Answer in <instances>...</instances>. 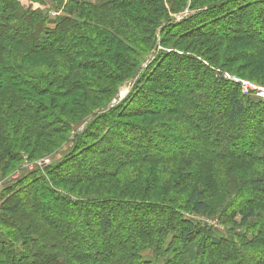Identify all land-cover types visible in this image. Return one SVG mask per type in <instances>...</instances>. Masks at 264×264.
Wrapping results in <instances>:
<instances>
[{"label": "trees", "instance_id": "16d2710c", "mask_svg": "<svg viewBox=\"0 0 264 264\" xmlns=\"http://www.w3.org/2000/svg\"><path fill=\"white\" fill-rule=\"evenodd\" d=\"M226 70L264 85V0H0V264H264V100Z\"/></svg>", "mask_w": 264, "mask_h": 264}, {"label": "rangeland", "instance_id": "374dc122", "mask_svg": "<svg viewBox=\"0 0 264 264\" xmlns=\"http://www.w3.org/2000/svg\"><path fill=\"white\" fill-rule=\"evenodd\" d=\"M90 1H95V0H90ZM48 11V13L50 14V16L52 15V12H57V15L58 14H60V10H57V9H54V8H50V9H47ZM188 13H189V11H188ZM187 13V14H188ZM186 14V15H187ZM56 15V16H57ZM186 15H184V16H186ZM178 16H180L179 14L178 15H176V17H177V19L178 20H181V17L180 18H178ZM208 55V54H207ZM176 61H178V62H176ZM176 62V63H175ZM186 63H187V60L186 59H184V60H176V59H174V58H172V60H171V62L169 63V65H170V70H172V72L175 74V72H176V70L178 69V68H180V69H183L184 67H185V65H186ZM219 64V63H218ZM217 64V65H218ZM177 65H180L179 67L177 66ZM183 67V68H182ZM215 68H216V70H217V73H218V75H219V73H220V69L222 68V67H218V66H214ZM184 71V70H183ZM225 72H227V73H229L228 75L231 77V78H237V77H239V76H237V75H235V74H233L232 72V74L230 73V72H228L227 70L226 71H224V73ZM185 74V73H184ZM223 78H225V79H227V80H231L230 78H226V77H224V75L222 76ZM239 78H241V77H239ZM243 79V78H242ZM232 81V80H231ZM249 81V80H248ZM175 82V81H174ZM173 82V83H174ZM234 82V81H233ZM236 83V82H235ZM188 83H185V86L183 85V88L184 89H186V87L188 88L189 86H186ZM238 84V83H237ZM240 85V84H239ZM256 85L257 86H260V87H262L263 89H264V85H260V84H258V83H256ZM132 86H133V83L131 82V81H129L128 83H126V84H124L123 86H121L120 87V90H119V93H118V95L116 96V98L115 99H113V101H112V106L113 105H115L116 103H118V102H121L123 99H125L126 97H127V95L129 94V92L131 91V89H132ZM178 85L177 84H175L174 83V89L175 88H178L177 87ZM241 86V85H240ZM183 88H181L182 90H183ZM240 89H241V92H242V94H244V95H246V96H251V97H253V98H255V99H257V100H264V96H262L261 95V93L259 92V90L258 89H256V90H254V91H251V92H244V90L242 89V87H240ZM224 90H226L224 87L222 88L221 87V90L220 91H217V90H213L211 93H210V95L212 96V97H214V101L215 100H217V101H219L220 99H222L223 98V96H224V93H225V91ZM153 103H155V102H153ZM167 103H168V98H165L164 99V101L161 103L158 99H157V101H156V104L155 105H153V107H159V106H161V107H163L164 105H166L167 106ZM226 107H227V102H226ZM218 112L219 113H221V110L219 109L218 110ZM129 135H131L130 133H129ZM240 146L241 147H243L244 145H243V143L242 144H240ZM168 147H169V145H168ZM168 150L170 151L171 150V147H169L168 148ZM61 155V154H60ZM60 155H58L57 157H60ZM56 159V158H55ZM52 161H54L53 159L52 160H50V161H44V162H41V163H37L38 165H35L34 163H26V164H24L23 165V167H24V170H35L36 169V167H41L40 165L42 164V165H47V164H49V163H51ZM27 162V161H26ZM20 174L21 173H16L14 176H12L11 178H14V179H18V177L20 176ZM5 180V179H4ZM4 180H2V179H0V184H1V186H0V194H1V192H2V190L4 189ZM151 215H150V213H147V215H146V217H150ZM214 224H215V226H216V223L215 222H213ZM61 227L62 228H65L64 226H62V224H61ZM218 227H220V229L221 228H223L222 226H218ZM224 229V228H223ZM222 230V229H221ZM91 242H92V240H91ZM100 242V241H99Z\"/></svg>", "mask_w": 264, "mask_h": 264}, {"label": "built area", "instance_id": "2783aa9c", "mask_svg": "<svg viewBox=\"0 0 264 264\" xmlns=\"http://www.w3.org/2000/svg\"><path fill=\"white\" fill-rule=\"evenodd\" d=\"M188 13V11L186 10L185 11V13H183V14H181L180 16H178V18H180V17H182V16H184V15H186ZM57 15V12H52V17H55ZM229 73H227V72H225V73H223V75H224V77H228V78H230L232 81H234V82H236V83H238V84H240L241 85V87H242V89L244 90V92H251V91H254V90H256V89H258L259 90V92L261 93V95L262 96H264V89L262 88V87H260V86H257L256 85V83H254V82H252V81H248L247 79H242V78H239V77H237V78H231L229 75H228ZM46 161H50V159L48 158V159H45ZM44 160V161H45ZM43 161V162H44ZM41 161H39L38 163H40ZM0 186H1V184H0Z\"/></svg>", "mask_w": 264, "mask_h": 264}]
</instances>
